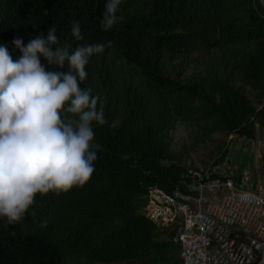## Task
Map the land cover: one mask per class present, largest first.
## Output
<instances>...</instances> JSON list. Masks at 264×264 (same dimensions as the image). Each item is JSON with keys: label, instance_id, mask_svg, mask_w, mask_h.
Returning <instances> with one entry per match:
<instances>
[{"label": "trees", "instance_id": "16d2710c", "mask_svg": "<svg viewBox=\"0 0 264 264\" xmlns=\"http://www.w3.org/2000/svg\"><path fill=\"white\" fill-rule=\"evenodd\" d=\"M103 13L104 0H0V44L14 59V39L26 45L53 24L62 44L112 42L81 84L107 120L94 124V174L37 195L19 223L0 218V264H182L178 225L145 214L149 189L172 191L188 168L169 130L181 119L254 138L264 126V0H122L111 29Z\"/></svg>", "mask_w": 264, "mask_h": 264}, {"label": "clouds", "instance_id": "9594fccd", "mask_svg": "<svg viewBox=\"0 0 264 264\" xmlns=\"http://www.w3.org/2000/svg\"><path fill=\"white\" fill-rule=\"evenodd\" d=\"M121 3L104 0L105 29L123 19ZM71 35L84 39L79 20ZM12 43L15 59L0 44V218L10 224L24 219L37 195L66 193L94 174V124L107 120L99 95L81 84L90 58L112 46L62 44L54 24L26 45L19 37Z\"/></svg>", "mask_w": 264, "mask_h": 264}, {"label": "built area", "instance_id": "2783aa9c", "mask_svg": "<svg viewBox=\"0 0 264 264\" xmlns=\"http://www.w3.org/2000/svg\"><path fill=\"white\" fill-rule=\"evenodd\" d=\"M249 181V172L189 167L172 191L149 189L145 214L178 225L182 264H264V180Z\"/></svg>", "mask_w": 264, "mask_h": 264}, {"label": "rangeland", "instance_id": "374dc122", "mask_svg": "<svg viewBox=\"0 0 264 264\" xmlns=\"http://www.w3.org/2000/svg\"><path fill=\"white\" fill-rule=\"evenodd\" d=\"M168 140L177 162L185 168L215 166L219 173L232 177L249 172L250 185L264 180V126L258 127L252 138L224 132L207 134L197 123L179 119L169 130ZM93 148L103 147L94 139Z\"/></svg>", "mask_w": 264, "mask_h": 264}, {"label": "crops", "instance_id": "0c3cea01", "mask_svg": "<svg viewBox=\"0 0 264 264\" xmlns=\"http://www.w3.org/2000/svg\"><path fill=\"white\" fill-rule=\"evenodd\" d=\"M261 179V178H260Z\"/></svg>", "mask_w": 264, "mask_h": 264}]
</instances>
